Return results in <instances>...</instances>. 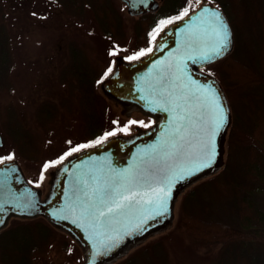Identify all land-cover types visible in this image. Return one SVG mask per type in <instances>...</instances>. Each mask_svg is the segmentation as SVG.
Segmentation results:
<instances>
[{
    "label": "water",
    "instance_id": "obj_1",
    "mask_svg": "<svg viewBox=\"0 0 264 264\" xmlns=\"http://www.w3.org/2000/svg\"><path fill=\"white\" fill-rule=\"evenodd\" d=\"M121 1L132 16L155 12L160 5L159 0ZM205 10L218 11L231 34L223 54L209 61L201 57L210 52L216 40L214 24L210 17L205 19L208 16ZM187 13L165 25L157 33L154 47L141 58L128 62L123 55H117L114 69L100 82L101 92L121 107L123 115L130 117L139 112L152 118L153 125L137 126L132 134H115L71 153L50 168L45 190L28 179L18 158L1 159L0 232L14 218L43 217L77 243L83 264H113L152 237L171 229L184 192L224 168L232 124L231 106L218 77L203 69L233 52L235 34L216 2L198 0L196 7ZM205 89L214 90L219 97L227 121L215 136L214 162L211 167L201 169L208 156L200 147L210 137L213 119L211 93ZM178 176L185 178L177 180ZM109 186L124 194L138 195L130 206L103 224L83 216L84 193L91 195L97 190L100 195L98 190ZM169 187L168 212L151 219L162 209L145 201L155 200L160 188L168 191Z\"/></svg>",
    "mask_w": 264,
    "mask_h": 264
},
{
    "label": "trees",
    "instance_id": "obj_2",
    "mask_svg": "<svg viewBox=\"0 0 264 264\" xmlns=\"http://www.w3.org/2000/svg\"><path fill=\"white\" fill-rule=\"evenodd\" d=\"M54 1L77 15L89 7L109 29L110 35L115 36L120 31L119 17L109 0ZM190 1L172 0L175 6L170 13L161 14L160 10L140 16L139 24L145 25L139 28L146 31L140 49L150 46L151 36L165 25L161 21H172L185 10L189 11ZM211 1L225 11L235 34L234 51L215 65L231 106L232 124L227 136L224 168L195 184L190 195L195 196L199 187L214 184L225 199L228 215L213 216L208 213L209 202L204 201L201 206L186 195L181 197L176 224L193 242L205 248V256L214 254L210 264H264V0ZM169 2L166 0L164 6ZM1 6L3 8L2 0L0 9ZM233 10L240 14L239 22L233 17ZM5 18L3 13L0 91L9 95L13 89L10 75L15 60ZM242 31L248 32L249 38L238 36L237 39ZM71 50V65L65 75L78 81H61L67 94L58 100L46 99L39 103L28 125L8 106L0 110L1 132L7 135L0 148L5 154L3 158L16 157L43 170L47 163L55 164L64 157V154L58 160V155L50 157V147L75 126L79 148L104 139L106 133H119L115 126L121 116L113 111L98 81L108 72L110 64L96 56L91 59L82 50ZM62 123L65 129H60ZM11 221L0 232V264H42L52 250L61 252L69 248L67 241L57 237L58 230L43 217ZM125 257L119 264H182L163 247L162 241L144 243L135 248L130 257Z\"/></svg>",
    "mask_w": 264,
    "mask_h": 264
},
{
    "label": "rangeland",
    "instance_id": "obj_3",
    "mask_svg": "<svg viewBox=\"0 0 264 264\" xmlns=\"http://www.w3.org/2000/svg\"><path fill=\"white\" fill-rule=\"evenodd\" d=\"M196 1L198 2V0L190 1V9L194 8ZM2 2L0 25L3 23V13H5L4 24L13 46L15 67L10 75L13 84L10 94L7 95L6 92L0 91V110L8 106L23 119L25 125L31 122L32 113L39 103L46 99L58 100L61 95L67 94V88L61 81L72 80L71 77L65 75L71 65V49L82 50L91 59L96 56L111 64L115 62V57L119 54L131 57L142 52L140 48L144 45L146 31L139 27L145 24H139V16L130 15L126 4L121 0H109L120 22V31L116 35L114 34L115 36L107 32L109 29L102 24L101 19L89 7L84 8L82 13L77 15L76 12L68 11L62 4L54 0H2ZM173 6L175 5L170 0L167 5L162 6L161 14L170 13ZM177 6L180 7V5ZM233 11V17L239 22L240 14ZM238 36L249 38L250 34L242 31L241 35H237V39H239ZM113 52L116 54L112 55ZM215 65L216 63L206 67L204 71L218 77ZM75 81L78 80L75 79ZM110 103L113 111L121 116L115 126L118 134H132L135 132V126L147 128L154 121L139 112H134L130 117L123 115L120 106H116L112 101ZM68 119L67 117L64 122L67 123ZM131 121H142L143 125H147V127L140 123L131 124ZM63 126L62 123L60 129H65ZM0 127L3 125L0 124ZM120 129H126V131H120ZM77 130L78 128L75 126L65 138L63 136L58 138L50 147V157L58 155V160L63 154L65 157L72 149L79 147L75 141L78 136ZM2 136L4 145L7 135L2 133ZM74 152L76 151L71 153ZM4 156L5 154L0 152V158ZM19 161L29 180L45 190L49 178L48 171L57 163L49 162L47 169L44 167L43 170H40L36 164ZM193 186L187 189L182 196L188 195L191 200L201 203V206L205 204L204 201L209 202L208 213L213 216L228 215L225 199L221 197L220 190L214 184L199 187L198 192L196 189V195L194 194L195 196L192 197L190 192L194 188ZM180 203L181 198L176 207V220ZM58 231L57 237L67 241L69 248L62 249L61 252L52 250L48 257L42 261V264H83V254L77 243L66 233ZM157 241H162L163 247L170 252L172 257L178 258L182 264H210L214 256V254H211L210 257L205 256V248L193 242L184 229L177 227L176 221L171 229L152 237L146 243L152 244ZM130 253L129 256H126L127 258L130 257ZM120 261L121 259L114 264H119Z\"/></svg>",
    "mask_w": 264,
    "mask_h": 264
},
{
    "label": "snow or ice",
    "instance_id": "obj_4",
    "mask_svg": "<svg viewBox=\"0 0 264 264\" xmlns=\"http://www.w3.org/2000/svg\"><path fill=\"white\" fill-rule=\"evenodd\" d=\"M208 16L205 17V19H208L210 17L211 22L214 24V36L216 40L215 46L210 50L209 53L204 54L201 59L203 61H209L213 58L220 57L223 52L227 49L229 42H230V31L228 29V26L226 22L223 20L221 14L218 11H208ZM188 15L187 10H185L184 13H182V16ZM177 17V19L182 18ZM172 23V21H161V24H169ZM147 51H151V49H148ZM112 55H115L116 53H111ZM144 52H141L140 55H144ZM136 57H129V59H135ZM109 72L111 69L108 70ZM206 92L211 93L210 95V106L213 113V119H212V130L210 137L207 141L203 142L202 146L200 147V151L205 153L208 156V160L206 163H203L201 165V169L204 167H211V164L214 162L216 157V148H215V136L216 134L225 126L227 121V114L224 106L221 104L219 97L215 94L214 90L211 89H205ZM165 111H168L167 108L164 109ZM140 123L143 125V122H137V121H131V124ZM147 127V125H143ZM120 131H126V129H120ZM115 135L114 132H109L105 134V139L108 136ZM102 141H97V143H101ZM70 143V142H69ZM80 147H87V145H82ZM80 148H74L70 152L67 153V155H71L72 151H79ZM7 159H12L11 156H9ZM3 161L0 160V163ZM55 163H59V161H56ZM49 165H45V169H47ZM127 173L128 170H125ZM192 174H195L194 172ZM184 176H178L177 180L184 179ZM132 180L129 179L128 184H131ZM171 183V181H169ZM120 187H127V185H121ZM100 192V195H97V190H93V193L89 195V193L85 192L84 196L86 199L81 201V213L83 216L91 217V219L95 220L98 224H103L107 221H110V218L116 214L117 212L125 209L127 206H130L133 202V200L136 199V196L138 195L135 192H130L129 194H124L120 191L119 188H111L110 186L106 189L98 190ZM163 192L164 195L160 196L159 193ZM170 196V187L168 191H165L164 188H160L159 192H157V198L155 200L148 199L145 201L146 204L152 205L155 204L157 208L162 209V211L156 212L155 215L151 216V219H155L157 215L163 216L165 213L168 212V206H167V198ZM95 197V198H94ZM115 197H119V199H115ZM111 201V203L109 202ZM127 202V203H125ZM136 203H140V201H136ZM139 227V226H138Z\"/></svg>",
    "mask_w": 264,
    "mask_h": 264
},
{
    "label": "flooded vegetation",
    "instance_id": "obj_5",
    "mask_svg": "<svg viewBox=\"0 0 264 264\" xmlns=\"http://www.w3.org/2000/svg\"><path fill=\"white\" fill-rule=\"evenodd\" d=\"M165 1L166 0H159V8H158V10L157 11H155V12H148V13H145V14H141V15H139V17L140 16H142V15H146V14H149V13H156V12H158V11H160L161 10V7L164 5V3H165ZM197 2V1H196ZM196 2H195V6H194V8L196 7ZM193 8V9H194ZM190 10H192V9H190ZM189 10V11H190ZM158 33V32H157ZM157 33H154L152 36H151V38H150V46L148 47V48H144V49H142V52H144L145 54H147L149 51H147L148 49H152L153 47H154V45H155V42H156V40H157V38H158V35H157ZM140 50V49H139ZM141 53V52H140ZM140 53H138V54H135L134 56H131V57H136L135 59H129V57L128 56H125V55H123L124 56V58H125V60L126 61H128V62H132V61H134V60H137V59H139V58H141L142 56H144V55H140ZM216 63V62H215ZM109 64H110V69H111V71L114 69V67H115V62H113V64H111L110 62H109ZM214 64V63H213ZM212 65V64H211ZM210 66V65H209ZM206 68V67H205ZM204 68V69H205ZM203 69V70H204ZM110 71V72H111ZM109 71L104 75V77L102 78V79H100V80H98V81H103V79L105 78V76L107 75V74H109L110 73ZM70 81H75V79H72V80H70ZM151 119V118H150ZM153 123H154V121L152 122V124L151 125H153ZM150 125V126H151ZM150 126H148V127H150ZM137 126H135V128H136ZM136 130V129H135Z\"/></svg>",
    "mask_w": 264,
    "mask_h": 264
}]
</instances>
